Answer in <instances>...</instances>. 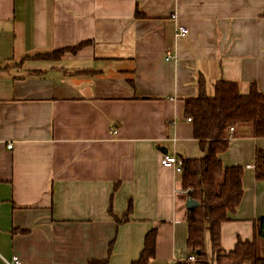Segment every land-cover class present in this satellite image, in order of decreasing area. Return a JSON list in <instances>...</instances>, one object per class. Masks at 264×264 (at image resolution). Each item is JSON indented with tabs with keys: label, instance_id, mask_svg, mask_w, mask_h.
I'll list each match as a JSON object with an SVG mask.
<instances>
[{
	"label": "crops",
	"instance_id": "obj_1",
	"mask_svg": "<svg viewBox=\"0 0 264 264\" xmlns=\"http://www.w3.org/2000/svg\"><path fill=\"white\" fill-rule=\"evenodd\" d=\"M220 79L264 93V0H0V264H132L153 229L150 264L185 261L190 197L161 159L204 154L186 99ZM231 134L221 159L245 173L226 251L264 217V138Z\"/></svg>",
	"mask_w": 264,
	"mask_h": 264
},
{
	"label": "trees",
	"instance_id": "obj_2",
	"mask_svg": "<svg viewBox=\"0 0 264 264\" xmlns=\"http://www.w3.org/2000/svg\"><path fill=\"white\" fill-rule=\"evenodd\" d=\"M88 42L71 50L75 51ZM70 49H58L40 53L39 58L60 59ZM186 115L192 119L193 135L204 154L183 159V187L190 198L199 201V206L188 211L187 246L197 262L177 261L175 264H264V217L254 222L253 239H239L232 250L222 245V224L231 219L244 196L241 165L225 166L221 154L230 146L231 127H246L251 136L264 138V93L255 83L248 93L241 92L239 83L220 79L215 83V92L208 95L203 89L195 97L186 99ZM245 125V126H242ZM250 125V127L246 126ZM255 177L264 183V148L255 153ZM210 233L213 256L206 250V234ZM156 255V230H151L145 239L140 257L132 264H150ZM105 260H93L89 264H107Z\"/></svg>",
	"mask_w": 264,
	"mask_h": 264
},
{
	"label": "built area",
	"instance_id": "obj_3",
	"mask_svg": "<svg viewBox=\"0 0 264 264\" xmlns=\"http://www.w3.org/2000/svg\"><path fill=\"white\" fill-rule=\"evenodd\" d=\"M173 18L178 19V15L174 13ZM189 33V29L182 25V24H177L176 30H175V37L177 39L185 37ZM174 55L172 54L171 51L168 52L167 59H173ZM189 121H192V119L189 117ZM234 130L233 127H231L230 131L232 132ZM9 147H12V144H9ZM161 162L163 165L167 167L173 168L176 172L182 173L183 172V159L179 157L176 154H170L166 153L163 155ZM185 261L190 262V263H196L197 262V257L194 254H191ZM8 264H23L22 259L18 255H13L10 259H7Z\"/></svg>",
	"mask_w": 264,
	"mask_h": 264
},
{
	"label": "water",
	"instance_id": "obj_4",
	"mask_svg": "<svg viewBox=\"0 0 264 264\" xmlns=\"http://www.w3.org/2000/svg\"><path fill=\"white\" fill-rule=\"evenodd\" d=\"M199 206V201L196 200V199H193V198H189L188 201H187V207L189 209L191 208H195V207H198Z\"/></svg>",
	"mask_w": 264,
	"mask_h": 264
},
{
	"label": "rangeland",
	"instance_id": "obj_5",
	"mask_svg": "<svg viewBox=\"0 0 264 264\" xmlns=\"http://www.w3.org/2000/svg\"><path fill=\"white\" fill-rule=\"evenodd\" d=\"M214 94V93H213ZM242 126H245V125H242ZM246 126H248V127H250L251 128V126L250 125H246Z\"/></svg>",
	"mask_w": 264,
	"mask_h": 264
}]
</instances>
